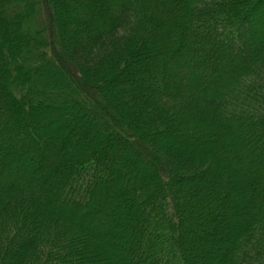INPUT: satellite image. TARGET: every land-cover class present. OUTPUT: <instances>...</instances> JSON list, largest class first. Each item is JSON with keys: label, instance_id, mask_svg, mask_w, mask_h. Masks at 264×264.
Returning <instances> with one entry per match:
<instances>
[{"label": "trees", "instance_id": "1", "mask_svg": "<svg viewBox=\"0 0 264 264\" xmlns=\"http://www.w3.org/2000/svg\"><path fill=\"white\" fill-rule=\"evenodd\" d=\"M0 264H264V0H0Z\"/></svg>", "mask_w": 264, "mask_h": 264}, {"label": "rangeland", "instance_id": "2", "mask_svg": "<svg viewBox=\"0 0 264 264\" xmlns=\"http://www.w3.org/2000/svg\"><path fill=\"white\" fill-rule=\"evenodd\" d=\"M213 42H210L209 44H206L205 47H210V45L212 44ZM232 45V49L234 51V53H237L238 56L242 57L243 59L245 58L243 53L245 52L243 49L244 47H237L236 44H231ZM186 75V74H184ZM187 76V75H186ZM244 82V81H243ZM213 88V86L210 87V89ZM11 170V169H10ZM127 181H129L128 179H126ZM110 223L111 224H114V221L113 220H110ZM124 249L128 250V249H131V246L130 245H126L124 248H122V246H118V244L115 243V245L113 246V250L114 251H123Z\"/></svg>", "mask_w": 264, "mask_h": 264}]
</instances>
